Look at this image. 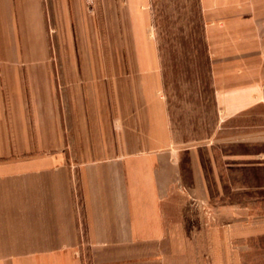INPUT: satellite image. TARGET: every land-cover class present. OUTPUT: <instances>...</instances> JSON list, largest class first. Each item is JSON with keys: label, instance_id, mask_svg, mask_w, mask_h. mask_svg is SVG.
Returning a JSON list of instances; mask_svg holds the SVG:
<instances>
[{"label": "crops", "instance_id": "obj_1", "mask_svg": "<svg viewBox=\"0 0 264 264\" xmlns=\"http://www.w3.org/2000/svg\"><path fill=\"white\" fill-rule=\"evenodd\" d=\"M143 1L0 0V264L210 263L209 229L178 223L168 112L108 73L136 67L118 36L144 38ZM203 4L211 52L230 55L218 85L253 88L230 115L264 103V0ZM90 69L110 76L100 92L75 84Z\"/></svg>", "mask_w": 264, "mask_h": 264}, {"label": "rangeland", "instance_id": "obj_2", "mask_svg": "<svg viewBox=\"0 0 264 264\" xmlns=\"http://www.w3.org/2000/svg\"><path fill=\"white\" fill-rule=\"evenodd\" d=\"M203 1L144 0L138 7L146 15L144 38L118 36L132 49L124 60L137 68L108 73L113 92L155 94L168 112L162 114L169 117V140L177 143L180 161L178 223L185 217V224L209 229L203 246L209 264H264V103L230 115L233 92L253 88L218 85V70L230 55L211 52ZM108 24L97 21L109 34ZM118 24L121 33L125 27L135 32L130 21ZM76 72L81 87L97 89L110 79L101 71ZM222 88L229 100L221 99Z\"/></svg>", "mask_w": 264, "mask_h": 264}]
</instances>
